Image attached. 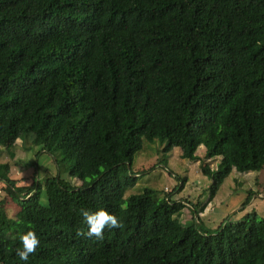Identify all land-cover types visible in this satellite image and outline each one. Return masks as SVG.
Listing matches in <instances>:
<instances>
[{
    "label": "trees",
    "instance_id": "obj_1",
    "mask_svg": "<svg viewBox=\"0 0 264 264\" xmlns=\"http://www.w3.org/2000/svg\"><path fill=\"white\" fill-rule=\"evenodd\" d=\"M30 136L80 184L47 178L42 205L40 185L20 194L0 163L40 241L26 264H264L254 213L202 230L195 206L179 223L189 203L171 193L123 198L144 142L200 161L211 195L232 171L264 168V0H0V138ZM98 208L121 227L78 235L81 211ZM18 245L0 238V264H25Z\"/></svg>",
    "mask_w": 264,
    "mask_h": 264
},
{
    "label": "rangeland",
    "instance_id": "obj_2",
    "mask_svg": "<svg viewBox=\"0 0 264 264\" xmlns=\"http://www.w3.org/2000/svg\"><path fill=\"white\" fill-rule=\"evenodd\" d=\"M8 146L9 142L0 138V163L10 166L9 178L20 194L25 191H31L33 194L36 192V184H39V202L44 205L46 197L43 186L47 178L60 173L59 175L70 180L72 185L80 184L77 179L68 178L64 169L57 168L53 156L42 152L40 146H32L31 136ZM201 152L198 148L196 156L201 158ZM179 154L178 148L167 152L162 151L158 143L144 142L142 149L133 156L132 171L137 173L135 184L125 190L123 198L140 194L145 189L155 191L157 199L160 200L166 193H171L174 201L182 199L189 203L178 215L179 223L182 226L193 224L195 206L199 220L195 221L194 225L196 229L202 230L213 231L224 221L237 223L250 213L256 214L258 220H264V168L259 172L250 173L232 171L223 180L218 191L211 195L212 181L201 174L200 161L182 159ZM218 161V158H215L205 162L214 170ZM72 164L70 161V165ZM180 184L183 186L181 189ZM4 189L5 184L0 181V238L18 239V235L24 231V225L18 217L19 207L5 194ZM249 193L250 201L240 211ZM197 201L199 205H196Z\"/></svg>",
    "mask_w": 264,
    "mask_h": 264
},
{
    "label": "clouds",
    "instance_id": "obj_3",
    "mask_svg": "<svg viewBox=\"0 0 264 264\" xmlns=\"http://www.w3.org/2000/svg\"><path fill=\"white\" fill-rule=\"evenodd\" d=\"M20 176L22 173L19 174ZM84 224L87 225V230L81 233L79 230L77 234H83L86 236H94L97 239L102 238L104 229L107 228H119L121 223L118 218L106 211L103 208H98L95 211H90L84 209L81 211ZM19 245L15 249V255L20 261L26 262L29 259L30 254H32L40 241L34 230L23 231L18 235Z\"/></svg>",
    "mask_w": 264,
    "mask_h": 264
},
{
    "label": "crops",
    "instance_id": "obj_4",
    "mask_svg": "<svg viewBox=\"0 0 264 264\" xmlns=\"http://www.w3.org/2000/svg\"><path fill=\"white\" fill-rule=\"evenodd\" d=\"M199 149H200V151H202L201 153H202V157L201 158H203L204 157V153H205V149H204V147L203 146H200L199 147ZM200 158V157H199ZM212 160V159H211ZM210 160H207V163L209 162Z\"/></svg>",
    "mask_w": 264,
    "mask_h": 264
}]
</instances>
